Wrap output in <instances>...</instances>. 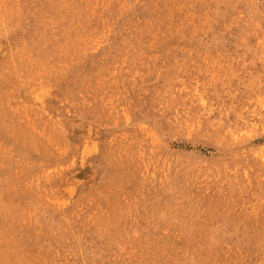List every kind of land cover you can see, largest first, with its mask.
I'll use <instances>...</instances> for the list:
<instances>
[{
	"label": "rangeland",
	"instance_id": "obj_1",
	"mask_svg": "<svg viewBox=\"0 0 264 264\" xmlns=\"http://www.w3.org/2000/svg\"><path fill=\"white\" fill-rule=\"evenodd\" d=\"M0 264H264V0H0Z\"/></svg>",
	"mask_w": 264,
	"mask_h": 264
}]
</instances>
